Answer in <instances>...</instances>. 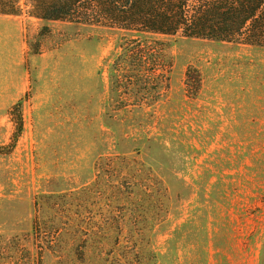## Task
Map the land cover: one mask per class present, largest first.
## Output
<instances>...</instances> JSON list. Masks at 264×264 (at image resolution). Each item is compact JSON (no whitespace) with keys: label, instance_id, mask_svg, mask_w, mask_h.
<instances>
[{"label":"rangeland","instance_id":"1","mask_svg":"<svg viewBox=\"0 0 264 264\" xmlns=\"http://www.w3.org/2000/svg\"><path fill=\"white\" fill-rule=\"evenodd\" d=\"M28 12L0 15V264H264V49L160 37L155 101L131 35Z\"/></svg>","mask_w":264,"mask_h":264},{"label":"trees","instance_id":"2","mask_svg":"<svg viewBox=\"0 0 264 264\" xmlns=\"http://www.w3.org/2000/svg\"><path fill=\"white\" fill-rule=\"evenodd\" d=\"M26 8L38 20L131 35L121 58L125 72L115 71L125 82L133 78L151 82L154 94L148 99L155 101L169 89L174 66L168 44L160 37L264 49V0H0V15L20 16ZM130 67H136L137 73ZM185 76L187 93L196 97L201 90L200 70L190 66Z\"/></svg>","mask_w":264,"mask_h":264}]
</instances>
